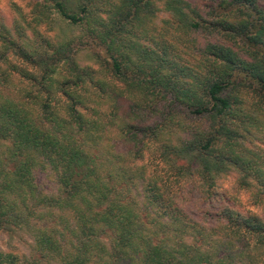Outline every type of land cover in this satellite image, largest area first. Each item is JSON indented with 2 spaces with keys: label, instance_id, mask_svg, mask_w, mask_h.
Listing matches in <instances>:
<instances>
[{
  "label": "trees",
  "instance_id": "trees-1",
  "mask_svg": "<svg viewBox=\"0 0 264 264\" xmlns=\"http://www.w3.org/2000/svg\"><path fill=\"white\" fill-rule=\"evenodd\" d=\"M1 1L0 90L21 85L0 91V229L67 205L133 264H264V0H9L10 21ZM54 8L99 66L50 36Z\"/></svg>",
  "mask_w": 264,
  "mask_h": 264
},
{
  "label": "rangeland",
  "instance_id": "rangeland-1",
  "mask_svg": "<svg viewBox=\"0 0 264 264\" xmlns=\"http://www.w3.org/2000/svg\"><path fill=\"white\" fill-rule=\"evenodd\" d=\"M2 1L1 7L4 13L9 16L8 20L10 21L16 13L11 7L13 2L9 0ZM12 1H17L25 11H29L32 3L37 0ZM39 1L46 2V0ZM53 2L54 0H47L46 3L52 4ZM45 28L46 24L40 25V29L44 30ZM49 29L50 36L56 35L57 39L72 41V47L77 52L76 57L82 63L99 66V62L108 57L103 44L99 45L100 41L98 39L93 40L92 37L87 35L85 24H73L55 8ZM93 52H97L98 58L95 54H92ZM187 58L190 61L191 55ZM191 62L195 64L193 60ZM20 85L21 83L16 82L7 88H2L0 91L16 98V91H20L18 89ZM246 99V110L258 115L257 112L253 111L255 110L254 101H257L256 98L247 97ZM257 110L263 112L258 108ZM260 117H263V115ZM260 145L264 150V144L260 142ZM39 179L48 191H53L51 185H54V183L45 172L39 173ZM50 183L53 184L50 185ZM242 200L246 208H254L248 194L245 193ZM141 203L139 204L141 205ZM215 210L216 207L212 206L210 201H203L202 207H192V215L197 220L205 219L208 223L213 224ZM205 211L210 214L205 216ZM79 215L77 210L67 207V205L55 206L53 209L39 207L38 212L30 216L28 224L22 223L11 229V231L0 229V251L14 254L19 264H78L80 261L87 264H133L128 256L123 257V254L115 247V230L109 226L104 229L97 226L91 228L90 221ZM143 215L144 210L141 212V216ZM44 236H50L52 241H43Z\"/></svg>",
  "mask_w": 264,
  "mask_h": 264
}]
</instances>
